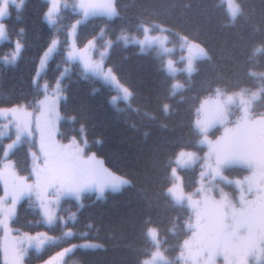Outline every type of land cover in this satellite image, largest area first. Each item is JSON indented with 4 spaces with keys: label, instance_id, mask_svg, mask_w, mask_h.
Listing matches in <instances>:
<instances>
[{
    "label": "trees",
    "instance_id": "trees-1",
    "mask_svg": "<svg viewBox=\"0 0 264 264\" xmlns=\"http://www.w3.org/2000/svg\"><path fill=\"white\" fill-rule=\"evenodd\" d=\"M58 22L51 25L44 18L46 0H24L5 19L7 38L0 42V107L25 104L33 106L41 94L33 77L37 62L51 39H60L57 51L49 60L43 76L51 83L62 69L68 25L79 16L74 0H64ZM243 14L230 19L224 0H116L118 16L95 15L82 21L77 42L84 44L101 30L112 39L107 62L133 96L130 102L111 101L115 89L96 76L82 72L72 63L63 78L64 95L60 101L59 134L76 135L88 149L99 156L104 166L131 181L118 192L108 190L98 198L92 191L83 194L82 203L62 207L65 215L74 210L75 219L64 218L47 224L36 201L23 198L11 224L15 230H46L55 238L39 251L29 250L28 264L44 260L69 245L76 247L67 254L69 261L80 264H142L152 248L147 235L157 227L164 252L174 256L190 233L187 224L191 211L175 203L166 194L170 169L181 149H196L199 135L194 124L201 98L222 91L260 89L264 84V0H237ZM159 25L172 34H182L201 43L211 59H197V71L181 75L182 89L171 95L172 77L164 70L163 57L152 50L142 51L139 44L117 37L122 33H143L141 25ZM23 30V31H21ZM23 44L14 63L3 59L15 42ZM260 51H257V50ZM67 63V62H66ZM164 105H168L165 113ZM264 111V95L254 104ZM0 139V159L4 144ZM11 153L27 166L24 148ZM28 170V167L25 169ZM243 168L238 167L241 174ZM184 187L196 184L197 167L182 170ZM71 226L74 235L63 234ZM0 264H4L0 250ZM264 264V263H262Z\"/></svg>",
    "mask_w": 264,
    "mask_h": 264
},
{
    "label": "snow or ice",
    "instance_id": "snow-or-ice-1",
    "mask_svg": "<svg viewBox=\"0 0 264 264\" xmlns=\"http://www.w3.org/2000/svg\"><path fill=\"white\" fill-rule=\"evenodd\" d=\"M24 0H20L17 8L22 5ZM16 4V0H11ZM53 6L59 10L60 0H51ZM9 0H0V20L9 15ZM80 7L84 10V15H89V5L81 0ZM103 12L109 18L119 15L116 8V0H105ZM229 16L232 21L243 14V9L236 0H227ZM95 9L93 8V12ZM51 10L46 13L50 18ZM79 21H77V24ZM144 32V38L140 39L128 33H122L117 39H123L125 45L128 43L139 44L143 50L144 46L154 42L155 37L150 38V28L144 25L140 26ZM160 30L167 32L168 29L162 26ZM23 31V30H21ZM6 37V25L0 23V38ZM189 52L196 51V57H189L186 60L185 67L180 71L186 72L189 76L197 68L195 61L197 59H211L207 51L196 42L189 41L188 37H181ZM58 41L53 39L50 46L43 54L41 65L43 66L49 53H51ZM112 41L105 44L106 50H96L93 40L87 42L83 49L68 46V60L77 58L78 53H83L89 47L97 52V56L89 57V63H85L86 70L93 76L99 77L105 83L112 86L118 93V97L113 99H122L130 102L133 93L124 86L110 65H106L107 49H110ZM23 44L17 40L13 51L3 57L6 63H14L21 53ZM167 50V49H166ZM257 51H260L259 49ZM81 60L84 59L80 55ZM169 76H175L178 71L174 66V61L168 60L164 69ZM38 75V74H37ZM63 75V74H62ZM46 91L48 85L44 86ZM182 88L179 83L172 85L171 95H175L176 90ZM60 82L57 80L55 91L51 97L46 96V100L51 103L41 101L38 106H33V111L28 112L29 105H16L10 108H0V118L7 121L9 125L15 128V139L8 144L3 152V159H0V180L4 182V195L0 196V227L3 228L6 235L10 234L12 229L8 221L16 215V206L24 196H31L33 193L39 201V208L47 224H53L60 220L66 221L53 213V209L58 207L60 198L63 196L81 198L85 191L95 189L99 197H103L105 189L110 188L113 192H118L123 186H130L131 181L126 178H117L114 174L108 173L106 169L100 166V162L94 156H87L85 148L81 144L85 143L83 139L72 137L68 144H60L49 132L47 139L44 137V129H48L51 124V116L55 109L53 103L60 98ZM264 95V84L256 92L242 89L237 93L229 94L216 88L211 103L205 106L202 103L196 110L197 119L195 120V130L200 136L199 146H205L207 152L200 156L198 153L181 152L177 157L187 155L186 165L200 163V183L202 187L197 188L191 195L183 193L182 181L180 194L174 191L177 176V169H171V187L166 191L176 203L184 204L190 209L194 217V223L189 222L187 229L191 235L185 239L181 245V251L178 259L183 264H253V261L264 256V111H256L254 104ZM169 106L164 105L165 113ZM47 113V118L41 124L40 117L37 115ZM233 117H235L233 119ZM231 125V126H229ZM223 129V134L215 141L209 138L213 130ZM34 131L41 132L40 155L36 152L31 153L35 162L42 159V167L34 166L31 175L35 177L32 183H29V177H21L15 171V165L9 160V155L16 145L20 142L22 136L33 135ZM235 166H240L248 171V175L243 179L228 181L235 185L238 190V199H234L223 188H220L217 194L211 184L217 177L227 180L224 175L225 170ZM206 169V171H205ZM207 178V179H206ZM196 197V198H194ZM71 219H75L73 215ZM64 235H74L71 229H68ZM153 246L158 250L153 254L152 264L162 261L163 264H170L159 252L160 239L158 231L149 228L147 232ZM48 237L46 233H38L36 237L28 233H19L13 237L14 246L12 248L15 264L20 261L29 247L35 246L39 249ZM101 247L95 245H72L71 248L64 249L59 253L64 256L76 247ZM144 264H149L145 261Z\"/></svg>",
    "mask_w": 264,
    "mask_h": 264
},
{
    "label": "rangeland",
    "instance_id": "rangeland-1",
    "mask_svg": "<svg viewBox=\"0 0 264 264\" xmlns=\"http://www.w3.org/2000/svg\"><path fill=\"white\" fill-rule=\"evenodd\" d=\"M46 1H47L48 5H47V8H46V11H45V14H44V18L49 24H55V23L58 22V16L61 13L62 9L67 5V2H65L64 0H60L59 10L57 11L56 7L53 6V4L51 3V0H46ZM224 1H225V4H226L227 12L229 13V10H228V7H227V0H224ZM84 2L89 5V8H88L89 15H87V16L84 15V10L80 7L81 0H74L73 1V8H74V10L79 12V16H77L68 25V27L66 28V30H67V43H66V48L64 49L63 57H64V59L66 60L67 63L64 62L62 64L61 71L59 72V74L57 75L55 80L52 81L51 83L43 76V73H44V71H45V69H46V67H47V65L49 63V60L51 59V57L57 51V48H58V45H59V42H60L59 37L57 35H55L51 39V41L53 39H56L58 41V43L54 47L53 51L51 53H49L47 59L45 60L44 65L42 66L41 65V59L43 57V54L49 48L50 43L47 45V47L45 48V50L42 52V54L40 55V57L38 59L36 70H35L34 77H33V80H34L35 84L37 85V87L39 89H41V94L35 100V103H34L33 106H38L41 101H45L46 104L47 103H51L52 102L51 100H46V96L47 97H51L52 93L55 91V86H56L57 80H59V82H60V88H61L60 98L53 103V107H54L55 111H54L53 115L51 116V124H50L49 128L48 129H44V137H45V139H47L48 134L50 132L52 134V136L55 138V140L58 141L60 144H68L72 137H76L77 139H80L76 135H71L68 138H63L59 134V125H60V120H61V113H60V105H61V103H60V101H61V99H62V97L64 95L62 80L68 74L72 63H78V65L80 66V68H81L83 73L93 75L90 71L86 70L84 65H85V63H89L90 62L89 61V57L97 56V52L93 51V49L91 47H89L86 52L78 53L77 58L72 59V60H68V57H67V52L69 50L68 46H72L74 48L83 49L88 41L93 40L94 44H95V47H96V50L99 51V50H106L105 49L106 42L107 41H112V39L107 37L104 34V31L101 30V32L97 36H94V37L90 38L84 44H81V45L78 44L76 34H77L78 25H79L80 22L86 20L87 18H89L91 16H95V15H103V16L108 17L107 15L104 14L103 7H102L104 5V3H105V0H84ZM236 2L239 3L237 0H236ZM19 3H20V0H16V4L11 3V0H9V6H8L9 7V13H10L11 6L17 7V4H19ZM93 8L95 9L94 12H93ZM50 10H51V16H50V18H47L46 17V13H48ZM7 16H5L2 20H0V23H4L6 25L5 18ZM77 21H79L78 24H77ZM144 26H147V27L150 28V30H151L150 31V38L151 37H155L157 39H155L152 44L144 46L143 50L141 49V46L139 45L140 50H142V51L152 50V51L156 52L157 54L161 55L163 57V61H164V64H163L164 68H165L168 60L174 61V66L177 68L178 71L176 72L174 77L171 76L172 77L171 90H172V85L174 83H179L183 87L184 80L182 79L181 75L188 76V74L186 72L180 71V69L185 67V63H186L187 58L196 57L197 56L196 51L195 50H193L192 52L188 51L187 46L184 44V41L181 39V37H184V35H182V34H178V33L177 34H172V33L168 32V31L167 32H163V31L160 30V27H156V26H159V25L145 24ZM142 31H143V29H142ZM131 35L136 36V37H138L140 39L144 38V32L141 35H138V34H131ZM6 38H7V29H6V37L5 38H0V42L5 40ZM120 40L125 42L123 39H120ZM189 41L198 43L200 46H202L206 50V48L201 43H199L197 41H194V40H191V39H189ZM14 48H15V46H14ZM109 50L110 49H107L108 54H109ZM80 55H83V57H84L83 60H81L79 58ZM107 58H108V55H107L106 60H105L106 65H110L107 62ZM97 59H98V56H97ZM113 71H114V69H113ZM115 74H116V72H115ZM121 83L124 86L128 87L123 82H121ZM45 85H48L47 91H46V89L44 87ZM181 89L182 88H178L176 90V92L180 91ZM241 90L227 91V93H229V94L237 93V92H239ZM258 90L259 89H251L249 91L256 92ZM213 95H208V96H205V97L201 98V100L199 101V104L197 106V109L200 108L202 103H205V106L207 107L208 104L211 103V99H212ZM118 96H119V93L115 90V93H113L111 95V101L113 103L118 102L119 99H113L114 97H118ZM17 105H25V104H17ZM14 106H16V105H14ZM33 106H28L27 107V111L28 112H32L33 111ZM10 107H13V106H6V107H0V108H10ZM37 115L40 117L41 124H43V121L47 118V113H44L43 115H41L40 113H37ZM234 118L235 117H233V119ZM196 119H197V116H196L195 120ZM229 126H231V125H229ZM222 134H223V129L222 128H220L219 130H213L209 134V138L211 140L215 141ZM0 139H2L4 141L3 142L4 150L7 148L8 144H10L15 139V128L12 127L11 125H9L7 123V121L4 120L3 118H0ZM199 140H200V137H199ZM40 145H41V132L40 131H34V134L31 135V136L25 134L24 136H22L20 142L16 145V147L19 146L21 149L24 148V150L26 152V155H27V157L29 159L26 167H25V164L23 163V161H21L19 158L11 156V153H13V152L15 153L16 152V150H14L16 147L12 150V152L9 155V160L12 161L14 163V165H15V171L21 177H29V180H28L29 183H32L33 180L35 179V177L31 175L33 167L34 166H41L42 167V163H43L42 159L36 161L35 165H34L33 157L31 155V153H33V152H36L37 155H40V152H39ZM81 147L85 148L86 157L87 156H94L95 159L100 162V166H102L104 169H106L108 171V173L114 174L117 178L122 177V178L128 179L127 177H125L123 175L114 173L113 171L109 170L106 166H104V164H103L102 160L100 159V157L96 156V154L92 150L88 149L87 146H86V143L81 144ZM203 147H204V150H203L202 153L198 152L196 149H181V150H179L177 152V154H176V156L174 158V164L171 166V169L173 167H175L177 169V176L179 177V180H177L175 182L176 183V188L174 189V191L177 193V195H179L180 191H181V181H182L183 193L185 195H191V194H193L196 191L197 188L202 187V185L200 183V180H201L200 172L202 170L200 163H196L194 165H186L185 161L187 160V155L180 156L179 162H176V161H177V157L179 156V154L181 152H184L185 154H187V153H198L200 156L205 155V153L207 152V148L205 146H203ZM193 166H197L198 167L197 175H196V178H195L196 185H193L192 188H185L184 187L183 173H182L181 169H183V168H191ZM0 167H2V165H0ZM27 167H28V170H25ZM238 167H240V166H235V167H233L231 169L225 170L224 175L227 177V180H224V179H221L220 177H217L214 181H211V184H212V186H213V188L215 190V194H217V198H219L218 197L219 189L223 188V190L226 193H229L234 199H238V190L236 189L234 184L229 183L228 181H235L236 179H243L244 176L249 174L246 169H244V171L241 174L237 173ZM171 169H170V183H169L168 188L171 187V185L173 183V181L171 179ZM205 171H206V169H205ZM108 190H111V189L110 188L105 189L104 194ZM90 191L91 192L93 191L96 194V196L99 197V193L95 189H91V190H88V191H85V192H90ZM84 193L81 194V198L79 200H77L75 197H70V196L61 197L60 201H59V205H58V207L53 209V213L55 215L59 216V217H63V218L67 217L68 219H71V217L74 215L73 214L75 212L74 210L70 209L65 215H63L62 212H60V209L62 207L69 208V206L71 205V203H65L64 199L65 198H72V199H75L79 204H81ZM3 195H4V182H3V180H0V196H3ZM24 197H29V196H24ZM31 197L37 202V205L39 207V201L36 199V196H35L34 193L31 195ZM194 198H196V197H194ZM18 204L16 206V211H17ZM177 204L185 206L182 203H177ZM40 212H41V210H40ZM41 214H42V212H41ZM42 216H43V214H42ZM191 216H192V213H191ZM11 221L12 220L8 221L9 226L12 229L10 234L6 235L4 230H3V228L0 227V250H1L2 260H3L4 264H15L14 259H13L12 248L14 246L13 237H15L17 235V230H15V228H13V226L11 224ZM57 221H55V222H57ZM190 222H192V223L195 222L194 221V217H193V219ZM149 228H154V229L157 230V227H155V226H150ZM68 229L72 230V227L71 226H66L65 229H64L63 234ZM148 229H147V232H148ZM18 231H19V233H28L29 235H31L33 237H36L38 233H46L48 237H51L52 239L55 238L54 236L50 235L46 230H39V231H35V232H29V231H26V230H18ZM190 235H191V232L183 239V241L185 239H189ZM158 237H159V235H158ZM52 239H47L45 241V243L48 240H52ZM183 241H182L181 245L183 244ZM160 242L161 243H160L159 252L163 253V256L167 259L168 262H170V264H183V262L178 259L180 251H181V245H180L179 252L176 255L171 256V255L167 254L166 252H164L161 239H160ZM45 243L39 249H37L35 246L29 247L27 249V252L22 257V259L20 261V264H28L26 262V258L25 257L28 254L29 250L34 249L36 251H39L40 249H42V247L45 245ZM71 247H72L71 245H69L67 247H64L63 249H60V250L56 251L55 253L51 254L50 256L45 258L44 260L39 261V262H37L35 264H80L79 262L69 261V259L67 258V254L68 253H66L64 256H60L59 255V253L63 252L64 249L71 248ZM157 251L158 250L152 244L151 251H150V253L147 256H145L143 258L142 264H144L145 261H148L149 264H152L153 254L156 253ZM262 263H264V256H261L258 260L253 261V264H262ZM156 264H163V262L162 261H157Z\"/></svg>",
    "mask_w": 264,
    "mask_h": 264
}]
</instances>
